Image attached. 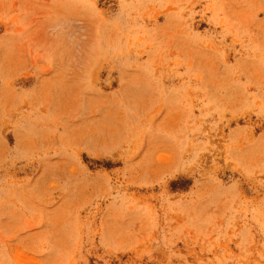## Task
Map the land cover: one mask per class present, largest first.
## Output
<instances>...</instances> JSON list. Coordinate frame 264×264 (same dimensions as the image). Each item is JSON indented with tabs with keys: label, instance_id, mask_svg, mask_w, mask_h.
I'll list each match as a JSON object with an SVG mask.
<instances>
[{
	"label": "rangeland",
	"instance_id": "obj_1",
	"mask_svg": "<svg viewBox=\"0 0 264 264\" xmlns=\"http://www.w3.org/2000/svg\"><path fill=\"white\" fill-rule=\"evenodd\" d=\"M0 264H264V0H0Z\"/></svg>",
	"mask_w": 264,
	"mask_h": 264
},
{
	"label": "trees",
	"instance_id": "obj_2",
	"mask_svg": "<svg viewBox=\"0 0 264 264\" xmlns=\"http://www.w3.org/2000/svg\"><path fill=\"white\" fill-rule=\"evenodd\" d=\"M185 183V185L183 184L181 187H178L177 185V182H174V183H172V188L174 189V190H177V189H186L189 185H190V181H184Z\"/></svg>",
	"mask_w": 264,
	"mask_h": 264
}]
</instances>
